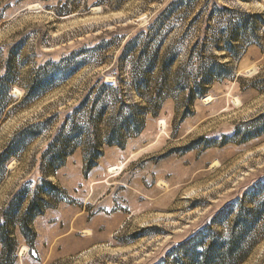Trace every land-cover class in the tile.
Masks as SVG:
<instances>
[{"label": "rangeland", "instance_id": "obj_1", "mask_svg": "<svg viewBox=\"0 0 264 264\" xmlns=\"http://www.w3.org/2000/svg\"><path fill=\"white\" fill-rule=\"evenodd\" d=\"M263 122L264 0H0V264H264Z\"/></svg>", "mask_w": 264, "mask_h": 264}, {"label": "trees", "instance_id": "obj_2", "mask_svg": "<svg viewBox=\"0 0 264 264\" xmlns=\"http://www.w3.org/2000/svg\"><path fill=\"white\" fill-rule=\"evenodd\" d=\"M56 13L58 15L60 12L56 10ZM60 16V15H59ZM246 17L243 20V29L247 31L248 28H252L254 24L252 22L249 23V20L259 18L261 15H244ZM246 42H253V41H247ZM216 66L213 69V73L219 72V67ZM9 78L6 77L5 80H8ZM3 80L1 85H8L7 81ZM31 93V92H30ZM200 94V92H199ZM263 118L262 116L258 119H255L251 121V123H248V125L256 126L258 121H261ZM247 124V123H246ZM247 125V126H248ZM259 125V124H258ZM23 133V132H21ZM20 133V134H21ZM75 134V133H74ZM74 134L72 133V138H74ZM234 137L232 140L228 141L226 144L235 142L237 138L242 136V139L240 142L245 143L248 141H251L253 139H256L262 135H264V122L260 125V127H254V130H248L246 132H242L241 129H237V131L234 133ZM19 140V139H18ZM19 148V144L11 145L10 148H7L6 151H4L0 155V172H5L6 166L8 164V161H10L12 158L17 157V150ZM35 206V201H32L29 207V214L32 212ZM253 223H256L255 219L252 221ZM7 226L0 227V243L3 244L4 248L7 249L11 246L13 239L11 237V234L7 232ZM187 246V242L182 245L183 248ZM204 250L202 253L196 254V256L192 259L195 264H243L248 256L250 255L252 249L244 250L241 247V240H239L237 243L234 242V239L221 244L220 246H216L215 244H210L209 246H204Z\"/></svg>", "mask_w": 264, "mask_h": 264}, {"label": "bare ground", "instance_id": "obj_3", "mask_svg": "<svg viewBox=\"0 0 264 264\" xmlns=\"http://www.w3.org/2000/svg\"><path fill=\"white\" fill-rule=\"evenodd\" d=\"M98 10H100V8H97ZM210 99V98H209ZM114 170H117V169H114Z\"/></svg>", "mask_w": 264, "mask_h": 264}]
</instances>
